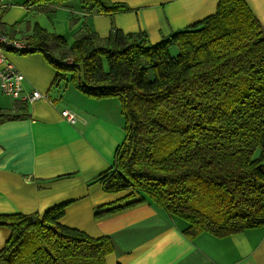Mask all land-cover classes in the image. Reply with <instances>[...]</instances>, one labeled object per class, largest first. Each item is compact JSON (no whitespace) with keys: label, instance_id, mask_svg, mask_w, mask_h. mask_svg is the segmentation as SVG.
<instances>
[{"label":"trees","instance_id":"16d2710c","mask_svg":"<svg viewBox=\"0 0 264 264\" xmlns=\"http://www.w3.org/2000/svg\"><path fill=\"white\" fill-rule=\"evenodd\" d=\"M80 1L90 13L129 10L112 0ZM24 40L30 48L22 53H44L63 87L120 99L126 138L97 178L104 191L140 193L184 220L189 239L264 225V26L246 0H220L214 14L157 44L144 31L112 27L101 37L86 24L71 45L38 24ZM64 214L58 205L0 215L12 228L0 264H105L112 238L67 226Z\"/></svg>","mask_w":264,"mask_h":264},{"label":"crops","instance_id":"0c3cea01","mask_svg":"<svg viewBox=\"0 0 264 264\" xmlns=\"http://www.w3.org/2000/svg\"><path fill=\"white\" fill-rule=\"evenodd\" d=\"M112 1L127 4L129 10L90 13L80 0L43 8L27 5V11L6 9V3L0 30L26 42L38 24L71 45L86 24L101 37L112 27L144 31L157 44L214 14L220 0ZM246 2L264 26V0ZM59 10H68V19L56 16ZM28 13L37 18L27 19ZM45 15L54 16L52 28L40 23ZM8 62L19 70L25 92L39 91L45 97L27 103L0 88V215L43 213L65 205L61 223L95 238H112L114 251L105 264H264V225L222 237L203 232L189 239L183 233L184 220L140 193L104 191L97 178L113 166L126 138L120 99L89 97L72 83L63 87L56 82L57 68L42 52L9 51L0 70ZM64 110L76 113L77 121L69 122ZM11 232L9 225L0 224V250Z\"/></svg>","mask_w":264,"mask_h":264},{"label":"built area","instance_id":"2783aa9c","mask_svg":"<svg viewBox=\"0 0 264 264\" xmlns=\"http://www.w3.org/2000/svg\"><path fill=\"white\" fill-rule=\"evenodd\" d=\"M4 6L5 3H3V0H0V11ZM29 48L30 46L27 42L11 37L6 33H0V61L6 60V55L9 51L16 50L22 52ZM0 88L4 94L27 103L45 97V95L39 91L25 92L19 70L9 62L0 70ZM62 114L71 123L77 121L76 113L64 110Z\"/></svg>","mask_w":264,"mask_h":264},{"label":"rangeland","instance_id":"374dc122","mask_svg":"<svg viewBox=\"0 0 264 264\" xmlns=\"http://www.w3.org/2000/svg\"><path fill=\"white\" fill-rule=\"evenodd\" d=\"M3 3H5V5H6V3L9 4L6 9L13 8V6H14V7H22L21 8L22 10L27 11L26 7H28L27 6L28 0H3ZM33 9L34 8L30 7L31 12H33L32 11ZM63 15H65L67 17V19H68V15H69L68 10H59L56 13V16H58L59 18L63 17ZM32 17H35L34 13H28L27 14V19H31ZM35 18H37V17H35ZM53 18H54L53 15H51V16L45 15L40 20V23L45 24L46 26L52 28L53 27V23H54ZM37 20H39V19H37ZM171 52L176 55L178 53V48L173 47Z\"/></svg>","mask_w":264,"mask_h":264}]
</instances>
